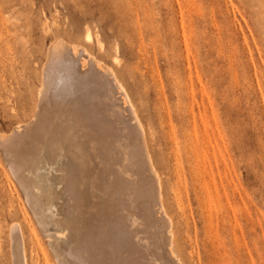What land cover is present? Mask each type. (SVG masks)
<instances>
[{"label":"rangeland","instance_id":"374dc122","mask_svg":"<svg viewBox=\"0 0 264 264\" xmlns=\"http://www.w3.org/2000/svg\"><path fill=\"white\" fill-rule=\"evenodd\" d=\"M58 39L129 93L177 259L264 264V0H0V133L32 119ZM16 222L27 264H58L0 153V264Z\"/></svg>","mask_w":264,"mask_h":264},{"label":"bare ground","instance_id":"6f19581e","mask_svg":"<svg viewBox=\"0 0 264 264\" xmlns=\"http://www.w3.org/2000/svg\"><path fill=\"white\" fill-rule=\"evenodd\" d=\"M0 153L58 264H183L129 93L85 46L51 43L34 115L0 133ZM9 234L27 264L19 223Z\"/></svg>","mask_w":264,"mask_h":264}]
</instances>
